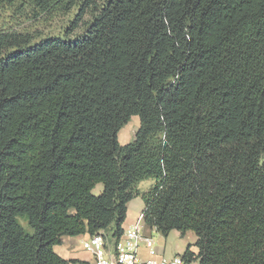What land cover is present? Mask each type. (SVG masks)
<instances>
[{"label": "trees", "instance_id": "trees-1", "mask_svg": "<svg viewBox=\"0 0 264 264\" xmlns=\"http://www.w3.org/2000/svg\"><path fill=\"white\" fill-rule=\"evenodd\" d=\"M0 10L16 25L75 11L62 35L0 29V264H84L54 246L119 237L135 197L145 225L194 233L184 257L264 264V0Z\"/></svg>", "mask_w": 264, "mask_h": 264}, {"label": "built area", "instance_id": "built-area-1", "mask_svg": "<svg viewBox=\"0 0 264 264\" xmlns=\"http://www.w3.org/2000/svg\"><path fill=\"white\" fill-rule=\"evenodd\" d=\"M145 226L140 212L119 237L110 238L101 230L86 235L81 245L91 255L93 264H198L197 258H186L182 253L171 257L160 253L152 235L144 232ZM141 248L146 252L144 256Z\"/></svg>", "mask_w": 264, "mask_h": 264}, {"label": "rangeland", "instance_id": "rangeland-1", "mask_svg": "<svg viewBox=\"0 0 264 264\" xmlns=\"http://www.w3.org/2000/svg\"><path fill=\"white\" fill-rule=\"evenodd\" d=\"M75 11L58 16L50 20L49 22H44L42 19L38 20H29V21H20L19 24L16 25V19L13 18L12 14L9 13L8 10H0V29H11L16 28L19 30H29L34 32H41L42 35H62L63 30L70 26V20L73 18ZM22 20V19H21ZM82 30V28H76L74 30V34L79 33ZM139 126V118L137 115L131 116L130 120L118 131L117 133V140L120 144H125L133 140L135 132L137 131ZM154 183L153 179H146L139 183L138 187L141 190H147L150 188V186ZM102 190V184L97 183L94 188L92 189L93 194H98ZM129 203V209L132 212H140L143 208V202L140 197H135ZM156 232V231H155ZM152 233L153 238L156 242L157 249L162 247V242L159 243L156 240L157 236H160L161 238H166V250L168 249V246H175L177 243L190 241L192 237L194 236L193 232H187L186 236L180 237L179 232L177 230H171L167 236H164L161 232L160 233ZM159 234V235H158Z\"/></svg>", "mask_w": 264, "mask_h": 264}, {"label": "crops", "instance_id": "crops-1", "mask_svg": "<svg viewBox=\"0 0 264 264\" xmlns=\"http://www.w3.org/2000/svg\"><path fill=\"white\" fill-rule=\"evenodd\" d=\"M130 202L131 201H129L127 203L126 217H125L124 222L122 223V228L127 227L128 225L133 223L136 220L138 214L140 213V212H138V213L137 212H132L129 209V203ZM144 232L146 234H151V235L154 232L156 234L160 233V231L158 229H156L155 227H150V226H148V227L145 226ZM85 236H86V233L85 234H81V235H77V236L64 235L62 237V243L59 244V245H55L54 246V250L56 251V253L58 255H60L63 258H66V259H78V260L84 261L85 262L84 264H93V260H92L91 255L88 252H86L82 248V245H81V242L85 238ZM185 236H186V234L184 235V237ZM152 237H153V235H152ZM156 240L159 243L162 242V247L160 249L158 248V251L160 253L164 254L167 257H171L172 255H174L176 253H183L186 244L194 242L195 236H193L190 241L180 242V243H177L175 246H170L169 245L167 250H166V246H167V243H166L167 239L166 238L163 239L160 236H157ZM193 249L196 250L195 247H193ZM145 253L146 252H145L144 248H141V255L144 256Z\"/></svg>", "mask_w": 264, "mask_h": 264}]
</instances>
